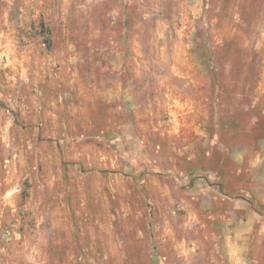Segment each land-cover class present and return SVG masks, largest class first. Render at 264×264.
Returning a JSON list of instances; mask_svg holds the SVG:
<instances>
[{
  "label": "rangeland",
  "instance_id": "1",
  "mask_svg": "<svg viewBox=\"0 0 264 264\" xmlns=\"http://www.w3.org/2000/svg\"><path fill=\"white\" fill-rule=\"evenodd\" d=\"M0 264H264V0H0Z\"/></svg>",
  "mask_w": 264,
  "mask_h": 264
}]
</instances>
